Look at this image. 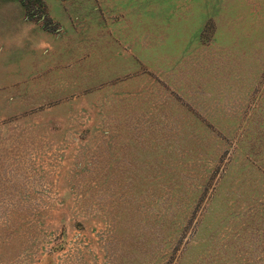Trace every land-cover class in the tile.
Here are the masks:
<instances>
[{"label": "rangeland", "instance_id": "obj_1", "mask_svg": "<svg viewBox=\"0 0 264 264\" xmlns=\"http://www.w3.org/2000/svg\"><path fill=\"white\" fill-rule=\"evenodd\" d=\"M0 264H264V0H0Z\"/></svg>", "mask_w": 264, "mask_h": 264}]
</instances>
